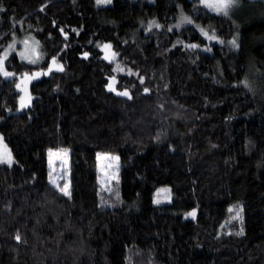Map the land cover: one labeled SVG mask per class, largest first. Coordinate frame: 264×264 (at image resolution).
Instances as JSON below:
<instances>
[{
  "label": "trees",
  "instance_id": "obj_1",
  "mask_svg": "<svg viewBox=\"0 0 264 264\" xmlns=\"http://www.w3.org/2000/svg\"><path fill=\"white\" fill-rule=\"evenodd\" d=\"M0 7V56L29 36L44 55L29 64L13 51L5 64L18 76L0 75V133L14 159L0 164V264H264V0H240L228 16L199 0ZM180 10L224 43L170 31ZM151 20L162 26L148 31ZM53 58L64 71L32 82L31 106L16 112L18 77ZM111 77L132 99L108 91ZM61 150L71 198L49 179L50 151ZM103 153L120 164L102 191ZM162 187L172 202L157 205Z\"/></svg>",
  "mask_w": 264,
  "mask_h": 264
},
{
  "label": "snow or ice",
  "instance_id": "obj_2",
  "mask_svg": "<svg viewBox=\"0 0 264 264\" xmlns=\"http://www.w3.org/2000/svg\"><path fill=\"white\" fill-rule=\"evenodd\" d=\"M97 5H102V4H109L111 3V0H96ZM199 3L202 4L205 8H207L209 11L215 12L217 15H224V16H228L230 11L232 9H234L235 7H237L240 3V0H199ZM4 11V9L2 7H0V12ZM192 24L193 21L191 20V18L186 17V16H182L181 17V21H180V25L182 24ZM180 25H177V27H180ZM153 27H157L159 28L160 25L156 23V21H151L149 23V25H147V30L151 31ZM171 30V29H169ZM63 31V30H61ZM201 33L203 36H205L209 41L212 40H217L218 38L215 35V32H213L211 35H209V33L207 31H205L203 28L200 29ZM65 39H67V36H65ZM220 43H224V41L220 40ZM24 43V51H21L19 53V56L22 60L27 61V63L29 64H36L39 62V60L41 59V54L38 52V43L36 42L35 46H30L28 40L23 41ZM231 45L233 47H238L237 42L235 39H233L232 41H230ZM10 49L14 50V45H10L9 46ZM98 47H102V50L105 51V55H104V59L109 61L110 63L113 62L116 58V53L112 52V46L110 44H105L103 46L98 45ZM186 47L191 48V49H196L199 47V45L196 44H190L187 45ZM206 51H210V49H205ZM85 58H87L88 53H84L83 54ZM8 57V51H5L4 54L2 56H0V75H3L4 77L8 78V77H14L16 74L14 72H9L6 70L5 68V61L7 60ZM55 69V71L58 72H63L64 71V67L61 64H57V61L55 58L52 59L51 61V65L48 67L46 72H35L32 75H29L28 72L23 73V75L20 77V84H17V88H20V90L22 92H25V96L21 97V108L23 107H27L30 102H31V97L27 95V83L33 79L38 78L40 75H48L49 73H51L53 70ZM116 71H121L123 72L124 69L120 66L119 63L116 64V68L114 69ZM129 75H132L133 73H131L129 71L128 73ZM141 83H143V79L141 78ZM117 83L116 78L115 77H111L110 79V83L108 84L107 88L108 91L110 92H114L117 96H122V97H127L128 99H132V96L130 95L129 91L124 90V91H117L115 84ZM21 84L24 85L23 88H21ZM245 87H249L247 81H245ZM148 89H145V92H147ZM61 151H66V150H61ZM50 155H51V151H50ZM98 158L101 159H108L109 157L107 156H99ZM112 159H118V157H112ZM13 158H12V154L10 152V150L8 149L7 145L4 143V139L2 136H0V164H7L9 167H11L12 163H13ZM116 174L113 173L112 176L110 177V179H116ZM49 179H50V183H52L56 188L59 189V191L61 193H63V195L71 198V192H70V185L68 183H65L63 186H60L57 182H56V178L52 177V174L49 173ZM105 181L101 180V190H105ZM161 192H166V189H161ZM159 195V193H158ZM117 197H118V193H117ZM160 201L157 200V203H159ZM229 212H232L233 209L229 208L228 209ZM242 211V209H241ZM189 215L195 217V213H189ZM239 211H237L236 216L232 217V219H238L239 218ZM238 234H243L242 230L241 233ZM15 239L19 242L21 240V237L19 234L16 235Z\"/></svg>",
  "mask_w": 264,
  "mask_h": 264
},
{
  "label": "rangeland",
  "instance_id": "obj_3",
  "mask_svg": "<svg viewBox=\"0 0 264 264\" xmlns=\"http://www.w3.org/2000/svg\"><path fill=\"white\" fill-rule=\"evenodd\" d=\"M146 1L150 2V1H153V0H146ZM112 3H113V0H111V3H109V4H102V5H99V6H104V7L105 6H110V5H112ZM182 16H186V17L191 18V20L193 21V23L192 24L185 23V24L180 25V21H181V17ZM151 21H156L157 24H159L160 26H162L160 24V22H158L157 20H151ZM177 25H180V27H177ZM185 27H194L200 33H201L200 29L203 28L202 25L197 20H195L191 15L187 14L183 10H180L179 17H178L177 21L174 22V23H172L171 25H169V29H171L170 31H180L181 29H183ZM209 35H211V34H209ZM217 38H218L217 40H212V41H209L207 38L206 39L209 42H212V43H220L219 41L222 40V39L220 37H217ZM25 40H28L30 46H35L36 45V42H39L37 39H35L32 36H29ZM25 40H23V41H25ZM23 41L16 40L12 44V45H14V50L10 49V47H8L7 49H5V51H8V57L11 55V53L13 51H15L17 53L18 57L20 58L19 53L21 51H24V47H25ZM105 44H108V43H102V44H100V46H103ZM101 49H102V47H101ZM37 50L41 54V59L38 62V63H40L42 61L43 57H44V55L41 52L40 43H38V49ZM111 51L114 52L113 48L111 49ZM4 52H3V54H4ZM104 55H105V51H103V56ZM117 58H118V54L116 55V58H115V60L113 62H116ZM23 61H25V60H23ZM5 63H6V61H5ZM57 64H61V63L57 61ZM5 68H6V64H5ZM47 69H41V70H37L35 72H41V73H43V72H46ZM6 70L9 71V72H12V71L8 70L7 68H6ZM32 74H29V75H32ZM17 76L18 75H15L14 77H8V78L5 77V78L6 79H13V78H15ZM44 76H47V75H43L42 74L38 78L33 79V80H31V81H29L27 83V95L31 97V102H30V104L27 107L21 108L20 101H21V97L25 96V92H22L20 90V88H17L19 90V92H20V99H19V105H18V108H17L16 112H21L22 110H24V109H26V108H28V107L31 106L32 101H33V95L31 93V88H30L31 87V84H32V82H34L36 80H39V79L43 78ZM20 77L21 76L18 77L17 84H20ZM115 86H116V84H115ZM23 87H24V85L21 84V88H23ZM0 136L3 137V135L1 133H0ZM3 139H4V137H3ZM4 143L6 144L5 140H4ZM99 156H107V157H109L108 159L98 158V162H99V179H98V182H99V185L101 186V180H104L105 181V186L104 187L106 188L109 184H114L116 182V179L117 178L116 179H110V177L112 176L113 173H115L116 174V177H117L120 160H119V158L118 159H112V157H118V156L113 155V154H109V153L99 154ZM13 161H14V159H13ZM68 164H69V158H68V153L66 151H55V152L51 153V155L49 157V160H48V168L50 170V173L52 174V177L56 178V182L60 186H63L65 183H68L70 185V187H71L70 178H69V176L67 175V172H66V170L68 168ZM161 189H166L167 191L166 192H161L160 191ZM158 193H159V195H158ZM157 200H159L160 202L157 203ZM154 202L157 205L165 204V203H171L172 202V196L170 194H168V189L165 188V187H162V188H159L157 191H155V194H154ZM193 212L195 213V217L189 215V213H193ZM196 216H197V210H192V211H188V212L184 213V217L185 218L194 219V218H196Z\"/></svg>",
  "mask_w": 264,
  "mask_h": 264
}]
</instances>
